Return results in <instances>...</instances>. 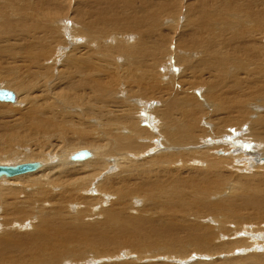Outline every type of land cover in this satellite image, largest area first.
<instances>
[{"label":"bare ground","instance_id":"obj_1","mask_svg":"<svg viewBox=\"0 0 264 264\" xmlns=\"http://www.w3.org/2000/svg\"><path fill=\"white\" fill-rule=\"evenodd\" d=\"M67 8L68 41L82 39L69 51ZM175 23L190 35L175 39L180 72L163 80L157 67L164 56L157 66L152 62L160 97L121 92L119 122L109 132L104 102L119 92L111 93L117 69L108 59H122L124 72L133 70L129 61L148 64L147 47L163 55L161 30ZM50 42L63 59L55 67L68 69L65 79L45 64ZM187 72L203 78L197 89L187 92L189 83L178 81L165 91L170 85H162ZM0 81L16 90L12 105L20 103L10 108L0 100L6 103L0 111L14 117L0 120V154L31 143L40 150L28 146L24 162L0 165H35L32 172L0 175V183L20 182L0 184V264H183L191 258L190 264H264V0H67L66 6L0 0ZM195 89L203 90L198 97ZM152 98L160 104L151 111L154 135L130 114ZM152 138L157 154L137 159ZM74 145L92 152L71 153ZM49 147L54 152L47 156ZM78 153L85 155L78 159ZM135 198L150 207L148 216L137 214ZM258 232L260 243L243 237Z\"/></svg>","mask_w":264,"mask_h":264},{"label":"rangeland","instance_id":"obj_2","mask_svg":"<svg viewBox=\"0 0 264 264\" xmlns=\"http://www.w3.org/2000/svg\"><path fill=\"white\" fill-rule=\"evenodd\" d=\"M66 1L67 0H59V2L62 3L63 5H65V6H66ZM185 1L186 0H181V2H185ZM189 3H191V2L188 1L186 4L184 3V5H187ZM171 4H172V7L175 8V4H173V2H171ZM177 5L178 4H176V6ZM101 10H103V8L100 7V6H97V11L99 12ZM70 12H69V10L67 8V15H66L67 18H66L65 27H64V30H63V33H65V43H64V50L65 51H69L70 47L73 44H79V43L82 42V39H77L74 43H71L70 41H68V34H70L69 31L71 29V24H72V22H71L72 21L71 20L72 16H71ZM106 13L107 12H105V14ZM182 21H183V18L181 16L180 17V22H182ZM175 25L177 27L173 26L172 28H169V29L163 27L162 30H161V39H160L159 45L165 43V45L167 46V50H163V55L160 54V53L158 55L154 54V52H153V48L154 47L153 46L149 45L147 47L148 59H150L148 64H144L141 59H139L137 61H129L130 62V66L133 68V70H131L130 72H124L123 68H122V63H121L123 61L122 59L121 60H119V59H108L109 62H110V65H111L110 68L113 69L114 66H116V69H117V78H116V80H113L114 82L112 84H109V85H111L113 87V90L112 91L110 90V91H111V93L119 92L115 96L117 99L111 100V102L109 104L106 102V100L104 102V109L107 111V113L104 116V122H105L104 124L110 125V126H107V129H106V130H109V132L114 131V129H115L114 126H112L111 123L112 122L113 123L114 122L115 123L119 122V111L122 109L121 108V105H122L121 104V99H122V96H123V93H121V92H123V91L127 92V94L131 98H134V99H147L149 97H154V95L160 97V95H157L158 92H159V86L160 85L158 84V81L152 77V75H154L153 74L154 71L148 70V68L150 66H152L151 65L152 62H154L155 66H157L159 61L162 60V58L164 56L163 60L161 61V64L157 67L158 73H161V74L165 75L162 78L163 80L166 79L171 74L175 75V74H178L180 72L181 67L180 68L175 67V54H176V51H175V39H178L180 43L186 42V41L190 40V35H189L188 31L179 32V30H180V27H178L179 25H177V23H175ZM170 35H174V36L171 39V42H168V40L170 38ZM53 36L56 37V32H54ZM59 36H60V33H59ZM152 42H154V40L151 41V43ZM48 45L51 47V49L47 52V59L48 60H47V63L45 62V64H47V67H48L49 70L53 71V74L55 76L57 75L61 79L67 78L66 73H67L68 69L65 70L64 72H59L60 67H55V66H59L60 61H63L62 56H59L57 54V50H56V47H55L54 44H52L50 42ZM59 48H61V46H59ZM181 55H183V53H181ZM114 56L117 57V55H114ZM165 58H166V60H165ZM95 60L104 61L103 59H95ZM114 60H117L115 62V64H114ZM186 61L190 62V60H188V59H186ZM53 62H55V65H53ZM57 71H58V74H56ZM189 73H191V72L184 73L181 76V78H177L176 80H172L171 81L172 83L170 82L172 85L169 84V83L168 84H164L165 86L162 85L163 87H166V86L170 85V88L168 90H165V91L172 90L171 86H173V82L175 84V82H178V81L184 82V83H189V84H186L187 92H189L191 89H194L196 87L198 88V86H196V85H198V83L200 81H202L203 78L202 79H194L193 80L189 76ZM144 75H145L146 79L144 78ZM193 75L195 76V74H193ZM107 81H108V83H111V78L110 77L107 78V80H105V82H107ZM143 81H145V82L142 83ZM5 85H6V83H5ZM127 85H129V90L128 91H126V86ZM124 86H125V89H124ZM121 87H123V90L121 89V91H120ZM201 87L202 86H200L199 88H201ZM0 88L9 89V90H11V93L14 90V88H12V87L3 86L1 81H0ZM196 89L193 91V95L198 97L199 94H201V92L203 90L201 89L200 91H198ZM15 91H13V92L15 93ZM64 93H69V91H64ZM35 94H39V95L42 96V97L39 98L40 100L38 102V105H42L43 104V98H45V95H46L45 92L44 93L43 92L35 93ZM20 96H21V98L24 101L27 102V99L23 95L20 94ZM13 97H15V98H13V100H14V102H16V96L13 95ZM52 98H53L54 101L57 102V105H58L57 109L62 108L63 102L61 100L55 99V97H52ZM150 100L149 101L143 100L142 101L143 104H135V105L133 104L135 111H130V114H131L132 118H133V114H135L136 115L135 119L138 121L139 126L140 127H144L145 129H147L150 132V135H154L155 134V129H156V124L158 122H157V120H155L152 117V112L151 111H152V109L154 107H156L157 105H160V104L157 103L158 101L155 98H152ZM90 102H91L93 107H94L95 103L98 102V101H96V96L94 94L90 96ZM7 103L9 104L7 106H9L10 108H15L13 106H15L16 104L12 105V104H14L13 101H8ZM185 103H188L189 105H193V101L192 100H188V101L186 100ZM2 105H6V103H3V104L0 103V107H2ZM17 105L20 106V103L18 102ZM176 108H180V105L177 104ZM183 108H187V107H183ZM136 110H137V112H136ZM20 112H23V110H20L19 113ZM73 117H76L74 115V113H73ZM137 117L139 118V120H138ZM13 119H14L13 115L10 114L8 111H0V120L12 121ZM102 125L103 124H101V126ZM95 127H97V125H95ZM95 137H96V135H95ZM137 139H140V138H137ZM157 140H158L157 138H154V139L152 138V139L145 140L144 142H150V141L151 142L148 145V147L145 150V152L140 154V158H137V159L141 160V158L144 159V158L154 157V155L157 154L158 150H156V151H151V150L154 149V145L153 144ZM58 145H59V143H55V142H53L51 144V146H53V148L57 147ZM28 146H30L32 149H34L33 150L34 154H36L37 152H40V150L38 148H34L32 146V143L29 144ZM28 146H25L22 149H18L17 151H15V153L9 154L8 156L0 154V165L13 166V165L18 164L20 162H24L23 159L26 157V153L30 154V150H29ZM176 148H172V149L171 148H167L164 151H172V153H175V151H177V150L180 151V149H176ZM70 149H75L74 151H70L71 153L75 152V151H78V150H81V149H82L81 152L83 151V152H86V153L92 150L91 146L76 147L75 145L72 146ZM43 152H45L47 154V156H49V155L52 154L51 152H54V149L52 150V148L49 147V149H47V150L45 149ZM0 153H2V152H0ZM52 156H54V155H52ZM129 156H131V155H129ZM53 159H55V158H53ZM36 160L37 161H41L39 159H32V160L30 159V162L31 161H36ZM137 162H142V161H137ZM251 170H252V167H251ZM82 172L85 173L86 170H83ZM255 174H257V173L255 172ZM40 176H42V173H39V175H37V177H40ZM30 178H32V177H30ZM260 178H261V180H262V182L264 184V177H260ZM98 180H100V177L96 181H98ZM1 182L2 183H0V184L4 188H14V187L16 188L20 184L19 181H13V182L12 181H6V182L5 181H1ZM8 182L10 184H8ZM91 191L92 190H88V194H91L90 193ZM114 198L115 197L113 196V199ZM140 200H141V198H135V199H132L131 202H133L132 203L133 205H134V203H139L136 206V209H135V210H137V214H140L143 217L148 216V214L146 212H147V210L150 207L142 205V203H140ZM134 213H136V212H134ZM153 216H155V214H153ZM243 237L245 238V240H249V239L252 238L255 241H259V243L262 242L261 239H260L261 238V233H259V232L254 234V235H252V236H248V238H247V236H243ZM138 250H139V248H137V251ZM249 251H253V250H248V252ZM128 252L129 251H127V253ZM116 254H119V253H116ZM131 254H133V253H131ZM120 255H122V254H120ZM234 255L235 256H241L242 253L235 252ZM191 259L190 260L189 259L186 260V262L183 263V264L192 263L193 261H191ZM129 261H132V259H129ZM170 262L172 263L173 261L170 260Z\"/></svg>","mask_w":264,"mask_h":264},{"label":"water","instance_id":"obj_3","mask_svg":"<svg viewBox=\"0 0 264 264\" xmlns=\"http://www.w3.org/2000/svg\"><path fill=\"white\" fill-rule=\"evenodd\" d=\"M13 94L8 91L0 90V100L11 101L13 100ZM84 153L76 154L78 159H82L84 157ZM35 169V165L32 163H25L17 165L16 167H1L0 166V175L3 174L7 177H14L21 174H25L28 172H32Z\"/></svg>","mask_w":264,"mask_h":264}]
</instances>
